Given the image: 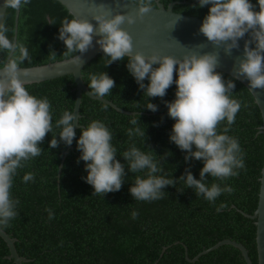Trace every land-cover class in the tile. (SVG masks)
<instances>
[{"label":"trees","instance_id":"obj_1","mask_svg":"<svg viewBox=\"0 0 264 264\" xmlns=\"http://www.w3.org/2000/svg\"><path fill=\"white\" fill-rule=\"evenodd\" d=\"M157 1L164 7L170 2H175L173 6L185 5L173 10L201 19L210 8V5L199 7V0H154V6ZM251 2L258 11L257 0ZM39 7L41 18L38 22L12 38L24 43L28 49L31 59L24 63L52 60L48 56L53 51L58 59L66 51L64 42L59 39L60 24L66 16L45 5L39 4ZM103 56L101 51L84 65L83 80L90 90L89 75L107 72L115 80L116 87L103 98L130 113L119 112L83 93L80 127L75 129L76 137L66 156L64 142L61 141L57 148H50L52 133L49 132L40 145L42 154L18 169L11 189L12 198L19 200L18 215L8 226L0 228L15 238L18 255L26 258L22 264H245L240 250L233 245H219V249L216 247L196 260H190L223 239L243 244L252 263L257 264L256 226L244 213L253 214L257 207L264 137L259 132L261 114L246 88L234 81L236 87L231 95L241 107L226 133L237 139L245 167L237 170L238 175L225 180L206 177L204 182L208 186L217 183L222 188L230 186L234 189L230 194L222 193L213 203L179 181L186 169L200 179L204 162L194 158L186 162L187 153L170 140L175 121L168 115L167 102L175 100L176 85L173 84L163 98H148L128 71L127 56L107 67L108 57ZM4 57L5 53L0 52V61ZM174 75L178 78V73ZM223 77L225 81L230 79ZM144 83L148 84L149 80L145 79ZM25 87L37 98L49 100L53 131L58 135L60 129L55 128V121L64 110L73 111L75 82L72 74ZM148 102L157 105L158 110L147 109ZM132 115L138 120L136 126L145 130V138L129 139L128 129L136 127L130 123ZM94 120L105 123L112 132L111 143L117 149L116 158L125 165L122 188L104 196L94 194L93 186L86 182V162L80 159L81 152L77 147L81 128ZM226 126L227 122H222L217 131L223 133ZM132 144L146 153L154 151L152 155L163 167V172L157 175L177 180L175 186L163 189L162 199L137 201L131 195L134 177L145 176V172L129 171L122 156ZM168 153L170 155H166ZM27 173L34 174L35 179L24 183L23 177ZM46 209L54 213L53 219H49ZM133 212L138 213L136 218H133ZM8 255V246L0 237V264H15Z\"/></svg>","mask_w":264,"mask_h":264},{"label":"clouds","instance_id":"obj_2","mask_svg":"<svg viewBox=\"0 0 264 264\" xmlns=\"http://www.w3.org/2000/svg\"><path fill=\"white\" fill-rule=\"evenodd\" d=\"M4 2L7 8L19 9L29 4L30 0ZM128 2L137 6L135 15L127 12L113 14L110 7L96 5L100 10L92 18L98 26L88 19L65 17L59 31V39L66 46L63 53L65 62L79 66L82 63L80 54L87 52L93 45L94 37L99 36L96 43L100 45L103 57H108L105 67L123 61L127 56L128 71L144 90V96L163 98L175 84L176 98L167 102L168 115L175 121L170 140L187 153L186 162L193 158L204 162L200 179L186 169L179 181H183L187 188L194 189L198 196L203 195L214 203L222 193L230 194L234 189L230 186L222 188L217 183L208 186L204 182L206 177L210 175L225 180L238 175L237 170L245 167L237 139L226 134L241 107L240 102L231 95L236 87L235 82L233 79L225 81L223 74L216 71L218 52L203 55L191 52L182 59L156 52L149 56L142 52L133 54L134 38L123 25H134L138 19L142 21L145 14L154 9V0ZM257 3L258 11L251 0H199V7L210 5L199 31L214 46L223 47L225 53L230 55L234 48H239L240 38L246 34L251 36L245 42L244 56L237 60L234 73L236 78L245 77L252 90L264 89V0H257ZM8 32L9 28L0 23V52L5 53L4 60L0 61V226H8L18 215L16 208L19 200L11 195L14 177L27 161L42 154L40 145L46 135L52 133L50 148L59 147L61 141L70 146L76 137V116L71 110H64L55 121V128L60 132L58 135L54 133L49 100L30 94L21 79L26 72L20 65L31 59L28 49L24 43L9 38ZM253 43L255 48L250 47ZM48 58L55 60L57 55L53 51ZM177 73L178 78L174 75ZM145 79L149 80L148 84L144 83ZM88 80L91 95L99 98L109 95L116 87L115 80L105 71L90 74ZM146 107L153 112L158 110V106L151 102ZM135 116L132 115L130 120L134 126L138 125ZM224 121L227 126L220 133L217 129ZM127 134L129 139L135 136L145 138V130L139 126L128 129ZM112 139V132L99 120L81 128L77 147L81 152L80 159L86 162V182L93 186L94 194L104 196L119 191L125 181V165L116 158L117 149L111 143ZM152 152L146 153L132 144L122 153L129 171L145 172L144 177H134L130 188L131 195L137 201L162 199L165 195L163 189L177 184L173 177L157 175L163 172V167ZM34 179V174L27 173L23 182ZM46 210L49 219H53L54 213ZM137 215V212H133V218Z\"/></svg>","mask_w":264,"mask_h":264},{"label":"water","instance_id":"obj_3","mask_svg":"<svg viewBox=\"0 0 264 264\" xmlns=\"http://www.w3.org/2000/svg\"><path fill=\"white\" fill-rule=\"evenodd\" d=\"M174 3L175 2H170L164 7L162 3L157 1L154 9L145 14L142 21L138 19L134 25H128L127 23L123 25V27L129 31L134 38L133 54H135V52H142L144 55L149 56L156 52L160 55H172L182 59L186 53L191 52H197L201 55L218 52L219 57L216 71L242 84L246 88L248 93L254 99L261 114L262 125L259 132L262 133L264 137V89H250L249 81L242 76L236 78L234 73V68L237 66V60L244 56L245 42L250 40L251 36L249 35L246 37L245 35L243 38H240L238 41L239 48H234L230 55L226 54L223 47L214 46L202 33H200L199 29L203 23V19L197 16L174 11L173 9L176 7L185 6H173ZM39 4L50 7L62 13L69 19L74 17L88 19L96 26H98V23L92 18V16L100 10L96 5L99 6L104 4L106 7H110L113 10V14L116 12H120L121 14L127 12L135 15L138 11L137 6L129 3L128 0H30L29 4L22 6L19 9L7 8L4 0H0V23H4L9 28V32L7 33L9 38L12 39L30 30L38 22L41 18ZM98 39H100V37L95 36L93 39V45L87 52L80 54L82 63L79 66L66 63L63 54L55 60L23 63L20 65V68L26 72V75H21V79L24 80L25 85L72 74L75 82V101L73 106V112L76 116V120L74 121L75 129L80 127L78 121L80 118L83 93L90 98L111 105L119 112L130 113L129 111L117 107L114 103L105 98L92 96L91 91L83 80L81 72L82 68L102 51L100 45L96 43V40ZM250 47L255 48V45L251 44ZM70 148H72V144L70 146L67 145V149L64 151V156H66ZM259 181L260 186L257 207L253 214L244 213V215L254 220L256 226L255 243L257 264H264V155ZM0 237L8 246V258L13 259L15 264H22V262L26 261V258L18 255L14 246V237H11L10 234L1 228ZM219 245H221L220 247L224 245L235 246L240 250L245 260V264H253L245 246L231 239L218 241L213 246L199 252L190 260H196L200 255L207 253Z\"/></svg>","mask_w":264,"mask_h":264}]
</instances>
